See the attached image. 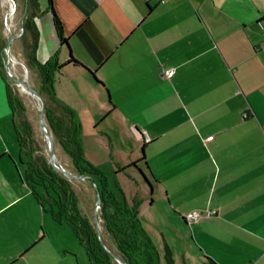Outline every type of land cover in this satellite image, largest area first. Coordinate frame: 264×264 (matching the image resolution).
I'll return each instance as SVG.
<instances>
[{
  "label": "crops",
  "instance_id": "0c3cea01",
  "mask_svg": "<svg viewBox=\"0 0 264 264\" xmlns=\"http://www.w3.org/2000/svg\"><path fill=\"white\" fill-rule=\"evenodd\" d=\"M48 2L33 17L36 57L82 64L61 68L55 94L83 127H104L112 155L94 163L144 155L139 212L160 252L264 264V0H51L68 47ZM14 133L0 76V264H74L52 240L63 224L24 182ZM157 199L163 217L149 214ZM197 210L214 213L183 219Z\"/></svg>",
  "mask_w": 264,
  "mask_h": 264
},
{
  "label": "trees",
  "instance_id": "16d2710c",
  "mask_svg": "<svg viewBox=\"0 0 264 264\" xmlns=\"http://www.w3.org/2000/svg\"><path fill=\"white\" fill-rule=\"evenodd\" d=\"M48 4L60 45L68 47L67 40L62 37L61 24L53 11L51 0ZM24 5L26 14L20 31L23 44L22 64L27 70L32 68L39 80L37 92L44 103L43 124L51 134L55 148L61 149L67 157L69 167L57 161L56 163L77 176H83V180L88 181L99 192L101 203L97 214L102 240L99 239L95 224L79 209L71 179L51 166L49 154L47 156L39 153L32 124L25 116L23 101L13 92L4 73L6 40L0 39V76L5 83L6 99L12 115L18 149L17 160L22 168L25 184L45 213L55 222L65 224L71 229L75 239L83 247L89 264H118L110 252L125 264H173L170 252H159L145 229L144 219L139 212L141 199L134 196L129 201L116 177L118 173L131 167L138 170L137 163L144 161V155L126 166H116L115 169L108 170H105L104 165L94 164L86 158L82 145L81 123L74 111L55 94V81L61 68L82 64L71 54L62 64L58 63L55 55L44 62L37 59L38 31L33 19L38 12L37 0H26ZM145 180L151 187L146 177ZM207 264L216 263L208 259Z\"/></svg>",
  "mask_w": 264,
  "mask_h": 264
},
{
  "label": "rangeland",
  "instance_id": "374dc122",
  "mask_svg": "<svg viewBox=\"0 0 264 264\" xmlns=\"http://www.w3.org/2000/svg\"><path fill=\"white\" fill-rule=\"evenodd\" d=\"M25 2L26 0H0V39L3 41L6 40L7 44L11 34L19 35L18 38L13 39L11 41L9 52H4L5 58H7L8 54V57L11 60L8 63V70L12 73L13 76L28 82L35 90H37L39 87V80L36 77L34 70L32 68H29V70H27L22 64L23 44L20 38V17L24 9L23 6H25ZM12 59H15L16 63H12ZM3 69L13 92L18 95L23 101V104L26 108L25 116H27L30 123L32 124L35 142L36 146L39 148V153L47 155L48 148L45 143V137L38 125V111L40 108V102L34 96H32L31 93L25 87L16 84L15 82H13V80H11V78L6 73L4 64ZM81 118L85 119L84 117ZM81 127L82 145L86 158L92 163H94V161H103L107 159L110 160V156L112 155V147L110 141L107 140V137L102 135V133H104L105 131L104 127H99L96 130H93L94 126L83 127L81 125ZM55 154L57 162L64 165L65 167H69L67 157L61 152V149L55 148ZM100 165H104L105 170L111 168L115 169L114 164H112L111 162ZM141 168L143 169V167ZM133 170L134 169L132 168L131 171H126V173H124L125 176L121 174L118 179V182L120 183L121 188L126 195V198L130 201L134 196L138 197L139 199H141V196L142 199H147V189L144 193L142 190V185H144V181L141 179L142 177L140 176V174H136L137 172L134 173ZM137 175H139V177ZM135 179L137 181H135ZM136 183L138 185H136ZM71 184L72 189L74 190L78 198L79 209L81 210L82 214H84L94 223L93 213L96 204L95 189L90 185L88 181L83 179H71ZM160 209H162V203L158 202L157 199L155 200V202L153 203V207L149 211L150 216H157L159 214L161 217H163L164 213ZM161 221H153L154 224L146 223V227L150 232H156L157 227L162 224ZM98 224L99 229H101L99 218ZM104 239L105 241L107 240L106 238ZM52 240L56 243L59 242L64 247H69V257L73 260L74 264H89L83 247L79 245L71 229L67 225L63 224V226L61 227V232L58 235L52 234ZM156 241L158 245L156 247L160 252L162 248L161 243L159 242V236H156Z\"/></svg>",
  "mask_w": 264,
  "mask_h": 264
},
{
  "label": "water",
  "instance_id": "95a60500",
  "mask_svg": "<svg viewBox=\"0 0 264 264\" xmlns=\"http://www.w3.org/2000/svg\"><path fill=\"white\" fill-rule=\"evenodd\" d=\"M25 14H26V5H25V7L23 9V12L21 14V17H20L21 26H22V21H23V19L25 17ZM18 37H19V35H14V34H11L10 35V38H9L8 42H7V44L4 47V51L5 52H9L11 41L13 39L18 38ZM9 61H10V58L8 57V54H7V58H6L5 62H4V67L6 69L7 75L11 78V80H13V82H15L16 84H19V85L25 87L31 93V95L34 96L40 102V108H39V111H38V125H39V128L42 131V133H43V135L45 137L46 143H47L48 154H49V162H50L51 166L57 172H59L61 174H64L65 176H67L70 179H80V180L84 179L83 176H77V175L69 172L65 168H62L61 166H59L56 163V154H55L54 141H53V138H52L51 134L48 132V130L46 129V127L43 124V111H44L43 99L40 96V94L37 92V90H35L28 82H26V81H24L22 79H18L15 76L12 75V73L8 70V63H9ZM95 192H96V204H95L94 213H93V216H94V224H95V227H96V229L98 231L99 239L102 240V237H101V234H100V229H99V224H98V219H97V210H98V208L100 206L101 199H100V195H99V192L97 191V189H95ZM110 254L120 264H125L117 255H115L112 252H110Z\"/></svg>",
  "mask_w": 264,
  "mask_h": 264
},
{
  "label": "built area",
  "instance_id": "2783aa9c",
  "mask_svg": "<svg viewBox=\"0 0 264 264\" xmlns=\"http://www.w3.org/2000/svg\"><path fill=\"white\" fill-rule=\"evenodd\" d=\"M166 0H159L160 3L165 2ZM264 47V42H263ZM174 70L172 68L164 71L166 77H170L173 74ZM214 211H192L183 215L184 219L188 222H197L203 216H210Z\"/></svg>",
  "mask_w": 264,
  "mask_h": 264
},
{
  "label": "bare ground",
  "instance_id": "6f19581e",
  "mask_svg": "<svg viewBox=\"0 0 264 264\" xmlns=\"http://www.w3.org/2000/svg\"><path fill=\"white\" fill-rule=\"evenodd\" d=\"M10 13V12H9ZM11 61V60H10ZM12 63H16V60L15 59H12Z\"/></svg>",
  "mask_w": 264,
  "mask_h": 264
}]
</instances>
